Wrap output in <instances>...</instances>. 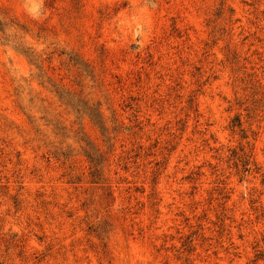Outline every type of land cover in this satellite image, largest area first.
Returning <instances> with one entry per match:
<instances>
[{
  "label": "rangeland",
  "instance_id": "obj_1",
  "mask_svg": "<svg viewBox=\"0 0 264 264\" xmlns=\"http://www.w3.org/2000/svg\"><path fill=\"white\" fill-rule=\"evenodd\" d=\"M0 26V264H264V0H0Z\"/></svg>",
  "mask_w": 264,
  "mask_h": 264
},
{
  "label": "trees",
  "instance_id": "obj_2",
  "mask_svg": "<svg viewBox=\"0 0 264 264\" xmlns=\"http://www.w3.org/2000/svg\"><path fill=\"white\" fill-rule=\"evenodd\" d=\"M0 31H2V27L0 26ZM94 154V155H93ZM99 154L97 153H85V156L88 159V162L90 164V173H98L100 171V164L101 162H97V160L99 159V157L94 158V156H98ZM244 155V154H243ZM247 163L244 162L243 165L245 166Z\"/></svg>",
  "mask_w": 264,
  "mask_h": 264
}]
</instances>
